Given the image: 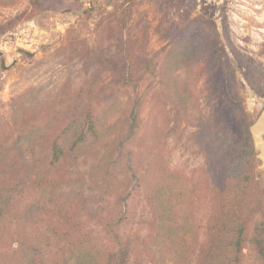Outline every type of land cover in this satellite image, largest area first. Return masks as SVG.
Here are the masks:
<instances>
[{"label":"trees","instance_id":"16d2710c","mask_svg":"<svg viewBox=\"0 0 264 264\" xmlns=\"http://www.w3.org/2000/svg\"><path fill=\"white\" fill-rule=\"evenodd\" d=\"M137 2L118 1L107 30L120 32ZM194 26L152 53L121 43L118 61L103 59L105 89L91 74L41 102L25 92L11 98L0 120V264H126L138 246L151 264H245L247 246L253 264H264V172L251 129L258 114L244 105L252 66L237 76L216 28L209 44ZM216 63L227 104L205 123L195 89ZM181 124L200 127L214 177L207 165L187 173L170 165L166 141ZM75 155L92 159L93 211L80 192L59 194ZM135 191L149 214L141 239L128 230Z\"/></svg>","mask_w":264,"mask_h":264},{"label":"rangeland","instance_id":"374dc122","mask_svg":"<svg viewBox=\"0 0 264 264\" xmlns=\"http://www.w3.org/2000/svg\"><path fill=\"white\" fill-rule=\"evenodd\" d=\"M118 1L121 0H0V120L8 117L11 98L20 93L41 102L64 84L79 87L91 74L98 76V86L105 89L103 59L113 57L118 61L121 43L131 48V53H152L179 29L193 23V30L209 44L215 39L216 28L237 76L246 78V67H253V89H245L244 105L258 114L251 129L264 172V145H258L255 136L264 108V0H139L120 32L107 30L106 23L112 24L114 16L110 12ZM196 20L199 23L194 24ZM67 29H71L69 37L63 39ZM186 43L189 48L199 46L197 42ZM195 90L205 123L213 114L225 112L227 99L218 63ZM199 132L200 127L181 124L166 141L169 162L186 173L207 165L214 177V160L202 148ZM91 162L90 156H71L66 168L70 180L59 194L66 197L71 191L80 192L87 208L93 211L100 200L98 190L88 189ZM127 211L128 230L135 228L141 239L146 234L149 214L140 191L129 198ZM244 251L245 264H253L251 247ZM126 264L151 263L138 246Z\"/></svg>","mask_w":264,"mask_h":264},{"label":"water","instance_id":"95a60500","mask_svg":"<svg viewBox=\"0 0 264 264\" xmlns=\"http://www.w3.org/2000/svg\"><path fill=\"white\" fill-rule=\"evenodd\" d=\"M255 136L257 138L256 143L258 145H264V108L259 115V126Z\"/></svg>","mask_w":264,"mask_h":264}]
</instances>
